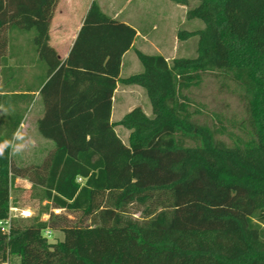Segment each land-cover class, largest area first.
<instances>
[{
  "label": "trees",
  "instance_id": "1",
  "mask_svg": "<svg viewBox=\"0 0 264 264\" xmlns=\"http://www.w3.org/2000/svg\"><path fill=\"white\" fill-rule=\"evenodd\" d=\"M198 1L186 18L203 27L177 32L198 37L196 56L170 62L137 50L142 71L122 78L137 31L95 1L61 61L49 44L58 0H0V56L10 30L32 33L50 77L38 131L55 143L41 164H14L12 147L0 156V220L17 177L32 183L31 205L41 207L0 230V264H264V0ZM209 73L245 106L243 132L230 141L224 124L194 120L188 90ZM118 82L143 87L152 114L135 106L112 122ZM18 97L0 94V142H13L33 99L25 94L26 107L9 109ZM117 124L130 131L128 143ZM51 207L76 218L51 212L42 220ZM48 228L63 238L51 242Z\"/></svg>",
  "mask_w": 264,
  "mask_h": 264
},
{
  "label": "crops",
  "instance_id": "2",
  "mask_svg": "<svg viewBox=\"0 0 264 264\" xmlns=\"http://www.w3.org/2000/svg\"><path fill=\"white\" fill-rule=\"evenodd\" d=\"M93 1L97 3L98 0H58L53 18L50 23L49 44L57 51L61 61H65L69 56V53L82 27L86 13ZM97 4L100 6L104 13L131 25L137 31L132 47L128 51H126L122 57L120 77L124 78L142 71L140 67L135 63L134 58L128 55L132 50H134L136 54L137 50L145 52L144 48L148 45H153L155 48H157L154 40L151 37L150 31L148 32L142 30L139 24L134 23V21L131 20L132 18L130 14L124 15L125 9L122 5H120L121 2L117 0H102ZM189 6L190 5H180L174 7L173 10L180 9L182 11V18H186V12ZM179 14H181V12ZM188 20L196 23V29L203 27L195 19ZM151 29L155 30L156 28L153 26L151 27ZM167 51L170 52L171 50L168 49ZM159 54H162L167 60L168 58H170L168 55H166V53L161 52ZM125 68L128 69L127 73L124 72ZM49 78L50 77H47L45 63L39 58V55L33 45L32 33L19 29L10 30L8 32L4 54L0 56V94H20V97H18L19 102L16 105H13L10 102V104L7 106L9 109H22L26 107L25 94L33 95V99L24 112L22 121L17 131L21 126L24 125H26L27 128H29V126H34L38 130V121L44 117L46 112V104L41 90L45 83L49 80ZM140 87L141 86L134 84L128 85L121 82L117 83L112 103V122L119 121L125 115H122V117L118 119L113 118L114 111H120V109L123 107L124 102L132 95H134L135 98H139L140 101L136 99L137 101H134V104L132 106L131 104L129 105V110H131L137 104L147 103L145 100L144 92ZM120 89H122L121 92L123 95L120 99V102L116 103V97ZM141 107L147 115L150 116L152 114V111L147 107ZM0 109H2V105H0ZM33 111L34 114H32ZM1 122L2 116L0 113V123ZM115 130L123 140V142L126 143L121 135L123 133V130L119 126V124L115 126ZM129 132L128 134L125 133V136H129ZM38 133L39 134L37 135V140L39 141V147L37 149V152L34 154V157H36L37 160L29 164L19 163V166L26 167L31 164H41L43 160L54 150V141L41 135L39 131ZM27 181L29 180L27 179Z\"/></svg>",
  "mask_w": 264,
  "mask_h": 264
},
{
  "label": "rangeland",
  "instance_id": "3",
  "mask_svg": "<svg viewBox=\"0 0 264 264\" xmlns=\"http://www.w3.org/2000/svg\"><path fill=\"white\" fill-rule=\"evenodd\" d=\"M99 1L102 0H98L97 3ZM117 1L121 2L120 5L124 7V15L130 14L132 18L131 20L134 21V23L139 24L142 30L148 32L150 31L151 37L154 40L157 48H155L153 45H148L144 48L146 53H166V55L170 57L168 58V61L170 62L175 57L196 56L198 37H191L187 40H179L177 37V32L179 29L191 30L196 29L197 26L196 23L191 22V20L182 18V11L180 9L173 10L174 7L180 6L179 4L173 2L172 0ZM198 2V0H190L191 4L189 7L196 6ZM180 12L181 14H179ZM195 20H197L201 26H203V23L200 19ZM153 26L156 28L155 30L151 29ZM168 49L171 51H167ZM128 56L134 58L135 63L140 67L141 70L143 69L142 63L134 50H132ZM127 71L128 69L125 68L124 72L127 73ZM140 88L144 92L147 103H140L136 106L141 105L151 110L148 96L144 89L142 87ZM121 91L122 89H120L119 93L117 94L116 103L120 102V99L123 95ZM188 95L193 100L192 109L199 110V113H196L194 116V120L197 124L208 126H212L213 124L218 126L224 124L227 130L226 134L222 135V138L227 141H230L231 137H234L236 134H242L243 131L240 127V124L246 120L244 103L240 100L236 93L222 85L220 78L210 73L205 74L200 84L195 85L188 90ZM131 97H129V99L124 102L120 111H114V119H118L130 111L128 107L130 104L132 106L134 101H140V99L137 97L135 98L134 95ZM32 114H34V111ZM119 126L123 130V133L121 134L123 139L126 141V143H128V136H125V133L128 134L129 132L128 129L122 125ZM18 131L24 136L27 147H25L20 152H15L12 148V161L18 166L19 163H33L37 160V158L34 157V154L37 152L39 147V141L37 140V135L39 134L38 130L34 126H29V128H27V126L24 125L21 126ZM15 143H18V141L13 139V145ZM31 186L32 183L27 181L26 178H14L11 183V205L17 207H29L33 210L34 215H36L39 213V211H41V207L31 205L34 202L37 203L36 200L31 198ZM46 203L47 201H43L42 205ZM136 209L137 207L134 205L130 211L134 213V216L136 217L141 216V213L137 212ZM50 210L51 208L45 212H42V214L50 215ZM62 213L67 214V216L71 219L76 218V213H66L65 210L62 211L61 214ZM63 236L64 234L61 231L54 230L53 236L50 237L49 240L54 242L62 239ZM18 260L19 258L14 257L9 262V264H18Z\"/></svg>",
  "mask_w": 264,
  "mask_h": 264
},
{
  "label": "built area",
  "instance_id": "4",
  "mask_svg": "<svg viewBox=\"0 0 264 264\" xmlns=\"http://www.w3.org/2000/svg\"><path fill=\"white\" fill-rule=\"evenodd\" d=\"M80 179L81 178H79V180ZM50 211L53 212L56 215H59V214H61L62 211H64V209L63 208L51 207ZM18 216H21L23 218H31V217L34 216V212L29 207H17V206L10 205L8 217L5 218V219L0 220V230L2 232H6V233L9 232L10 228H11V225H12L13 219L15 217H18ZM41 218H42V220L47 221V220H49L50 215L49 214H43ZM46 235L51 237V235H52L51 229L48 228L46 230ZM4 264H9V263L6 262Z\"/></svg>",
  "mask_w": 264,
  "mask_h": 264
},
{
  "label": "clouds",
  "instance_id": "5",
  "mask_svg": "<svg viewBox=\"0 0 264 264\" xmlns=\"http://www.w3.org/2000/svg\"><path fill=\"white\" fill-rule=\"evenodd\" d=\"M14 139L18 141V143H15L14 145L10 140H4L3 142H0V156H2L4 154V151L9 147H12L15 152H20L25 147H27L25 138L19 131L14 134Z\"/></svg>",
  "mask_w": 264,
  "mask_h": 264
}]
</instances>
